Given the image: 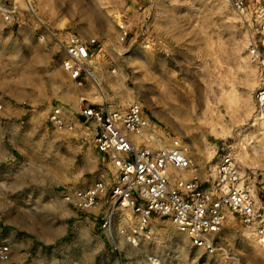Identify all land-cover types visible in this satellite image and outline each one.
<instances>
[{"label":"rangeland","instance_id":"374dc122","mask_svg":"<svg viewBox=\"0 0 264 264\" xmlns=\"http://www.w3.org/2000/svg\"><path fill=\"white\" fill-rule=\"evenodd\" d=\"M119 21L130 30L125 42ZM73 34L98 38L102 45L92 65L97 80L84 86L62 67L64 44ZM258 84L246 33L227 0H0V100L22 109L23 122H47L55 106L101 93L113 109L140 104L160 143L184 141L203 180L225 147L259 179L264 119L257 116ZM19 168L27 171L25 164L1 165V178L17 183L9 170ZM20 180L26 191L10 199L23 208L0 207V244L14 233L21 247L8 245L10 260L0 264L228 263L225 252L193 247L170 222L159 221L153 238L132 247L121 235L129 212L114 217L113 239L103 228L105 201L80 212L59 193L43 195L34 177L27 185ZM52 226L60 227L58 240L45 239ZM246 229L228 219L221 248L240 264H264V243Z\"/></svg>","mask_w":264,"mask_h":264},{"label":"built area","instance_id":"2783aa9c","mask_svg":"<svg viewBox=\"0 0 264 264\" xmlns=\"http://www.w3.org/2000/svg\"><path fill=\"white\" fill-rule=\"evenodd\" d=\"M227 2L246 33L248 56L259 76L257 116L263 120L264 0ZM120 29V40L125 42L130 30L127 26ZM64 51L62 67L73 82L84 86L89 79L97 80L92 65L102 52L98 38L73 34L64 44ZM100 96L98 93L92 99H80L81 124L92 134L91 142L100 160L97 180L84 189L67 188L63 195L66 204L88 212L105 201L109 207L103 228L112 238L114 217L129 212V219H123L125 231L121 235L132 247L153 238L159 221L170 222L193 247L212 255L223 251L227 264H240L236 254L221 248L220 236L230 218L252 229L264 243V172L257 179L255 172L241 166L232 147H225L209 170L210 178L203 180L188 145L180 139L160 143L140 104L113 109ZM3 109L0 100V111ZM48 121L58 130L75 128L60 105L51 110ZM10 257V247L0 244V262Z\"/></svg>","mask_w":264,"mask_h":264},{"label":"crops","instance_id":"0c3cea01","mask_svg":"<svg viewBox=\"0 0 264 264\" xmlns=\"http://www.w3.org/2000/svg\"><path fill=\"white\" fill-rule=\"evenodd\" d=\"M65 58L66 53L63 60ZM94 63H98L97 58ZM1 101L4 109L0 111V166L25 164L27 171L21 168L9 170L12 176L19 178L14 184L5 175L4 179L0 175V193L4 194L5 202L2 205L0 201V207L23 208L20 203L12 204L18 200L14 202L10 199L12 194L26 191L20 178H23V183L27 185L28 180L34 177L32 181L42 187L43 195L46 196L45 191L59 193L62 200L67 188L84 189L95 183L100 170V160L91 142L92 134L81 124L80 101L70 107H64L65 118L75 125L73 131L58 130L48 119L47 122H23L21 118L25 112L22 109L14 108L2 99ZM3 171L0 169V173ZM67 206L73 208L68 204ZM60 231L59 226H52L45 239L58 240ZM20 242L22 241H19L14 233L3 240L6 245H12L13 249L19 250Z\"/></svg>","mask_w":264,"mask_h":264},{"label":"bare ground","instance_id":"6f19581e","mask_svg":"<svg viewBox=\"0 0 264 264\" xmlns=\"http://www.w3.org/2000/svg\"><path fill=\"white\" fill-rule=\"evenodd\" d=\"M119 18V16H117V19ZM119 26L121 27H125V25H124V23L123 22H121V21H119ZM262 123L264 124V121H262ZM246 235L248 236V237H250L252 240H257L258 239V237H257V235H256V233L252 230V229H246ZM113 238H114V236H113ZM262 242V241H261Z\"/></svg>","mask_w":264,"mask_h":264}]
</instances>
